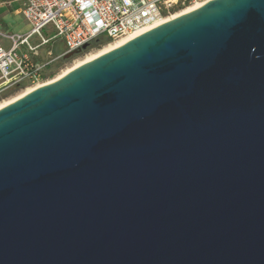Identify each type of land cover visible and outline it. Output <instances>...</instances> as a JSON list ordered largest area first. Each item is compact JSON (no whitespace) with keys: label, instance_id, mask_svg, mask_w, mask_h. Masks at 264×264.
<instances>
[{"label":"water","instance_id":"obj_1","mask_svg":"<svg viewBox=\"0 0 264 264\" xmlns=\"http://www.w3.org/2000/svg\"><path fill=\"white\" fill-rule=\"evenodd\" d=\"M0 264H264V0H212L0 109Z\"/></svg>","mask_w":264,"mask_h":264},{"label":"built area","instance_id":"obj_2","mask_svg":"<svg viewBox=\"0 0 264 264\" xmlns=\"http://www.w3.org/2000/svg\"><path fill=\"white\" fill-rule=\"evenodd\" d=\"M22 15L30 27L25 36L0 38V97L9 90L38 88L48 83L52 64L69 53L82 50L101 40L114 43L145 30L156 22L174 16L189 7H200L212 0H21ZM49 30L53 34L43 35ZM37 38V45L31 44ZM53 41L63 42L65 51L54 57L47 52L37 61L38 49Z\"/></svg>","mask_w":264,"mask_h":264},{"label":"rangeland","instance_id":"obj_3","mask_svg":"<svg viewBox=\"0 0 264 264\" xmlns=\"http://www.w3.org/2000/svg\"><path fill=\"white\" fill-rule=\"evenodd\" d=\"M14 2L13 6H6L7 7V11L9 12H17L18 14H16L17 17H22V11H23V6L20 0H15L12 1ZM8 3V2H7ZM22 20H17L16 26H18V28L16 29V27L14 29H2L0 30L3 34L9 35V36H17V32H21V31H25L27 28L26 23ZM44 36L50 38L53 36V34L51 32H49V30H46V34L43 33ZM0 42L1 44L8 49L10 47V42L4 38H0ZM31 44L33 45H37L39 43L37 38H32L30 40ZM111 44V43H110ZM109 45V43H105L103 46H101L100 48H92L89 49L88 51L84 52V53H80L77 56L72 57L71 59L68 60H58L57 62H55L54 64H52L50 70L48 71V76L49 79L48 81H52L55 78H57L58 76H60L64 71L72 68L73 66H75L78 62L82 61L83 59H85L86 57L90 56V55H94L97 52H99L100 50L104 49L105 47H107ZM65 51V46L63 44V42L60 41H53L48 45H45L43 47H40L38 49V54L39 57L37 58V61H40L42 59L45 60L46 57V53L47 52H52L53 56H59L61 55L63 52ZM27 89H30V87H26V88H21V89H15V90H9L6 93H4V95H2L0 97V104L6 102V101H10L18 96H20L21 94H23Z\"/></svg>","mask_w":264,"mask_h":264},{"label":"bare ground","instance_id":"obj_4","mask_svg":"<svg viewBox=\"0 0 264 264\" xmlns=\"http://www.w3.org/2000/svg\"><path fill=\"white\" fill-rule=\"evenodd\" d=\"M194 9H196V7H189V8L183 10L182 12H180V13L174 15V16H171V17H169V18H167V19H165V20H162V21L156 22L154 25H152L151 27H149V28H147V29H145V30L139 31V32H137V33H135V34H133V35H131V36H128V37H126V38L120 39V40H118V41H116V42H114V43L109 44L107 47H105L104 49L100 50V51L97 52L96 54H94V55H90V56L86 57V58L83 59L82 61L78 62V63H77L75 66H73L72 68H70V69L64 71L60 76H58V77L55 78L54 80L59 79L60 77H62L63 75L67 74V73L70 72L71 70H73V69H75V68H77V67H80V66H82V65H84V64H86V63H88L89 61L95 59L96 57H98V56H100V55H102V54H104V53H107V52H109V51H112V50H114V49L120 47L121 45H123V44L127 43L128 41H130V40H132V39H134V38H136V37H138V36H140V35L146 33L147 31H149V30H151V29H153V28H155V27H157V26H159V25H162V24H164V23H166V22H168V21H171V20H173V19H175V18H177V17H179V16H181V15H183V14H186V13H188V12H190V11H193ZM54 80H52V81H54ZM52 81H50V82H48V83H51ZM48 83H46V84H48ZM46 84H45V85H46ZM38 88H39V87H38ZM35 89H37V88H30V89H27V90H26L23 94H21L20 96H18V97H16V98L12 99V100H10V101H6V102L0 104V109H2L3 107H5V106H7V105H9V104H11V103H13L14 101L20 99L21 97L27 95L28 93L32 92V91L35 90Z\"/></svg>","mask_w":264,"mask_h":264},{"label":"crops","instance_id":"obj_5","mask_svg":"<svg viewBox=\"0 0 264 264\" xmlns=\"http://www.w3.org/2000/svg\"><path fill=\"white\" fill-rule=\"evenodd\" d=\"M13 3L14 2L0 3V30H2V29L10 30V29H14L15 27L17 29L18 28V26H16L17 20H22L21 22L24 21L26 23L27 29L25 31L17 32V35L25 36L29 33L30 27L27 24V22L25 21L23 15L21 14L22 17H17L16 16V14H18L17 12L7 11L6 6H13L14 7ZM21 3H22V1H21ZM22 6H23V3H22Z\"/></svg>","mask_w":264,"mask_h":264},{"label":"trees","instance_id":"obj_6","mask_svg":"<svg viewBox=\"0 0 264 264\" xmlns=\"http://www.w3.org/2000/svg\"><path fill=\"white\" fill-rule=\"evenodd\" d=\"M12 1H15V0H0V3H6V2H12ZM106 42H103L101 40H98L96 42H94L92 45H89L87 47V49L85 51H82L81 53H84L86 51H88L89 49H92V48H100L101 46H103Z\"/></svg>","mask_w":264,"mask_h":264}]
</instances>
